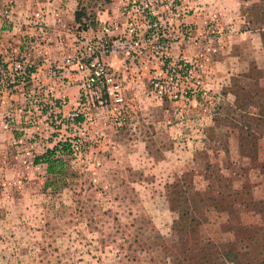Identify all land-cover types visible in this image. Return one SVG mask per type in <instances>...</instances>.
Wrapping results in <instances>:
<instances>
[{"label": "rangeland", "instance_id": "374dc122", "mask_svg": "<svg viewBox=\"0 0 264 264\" xmlns=\"http://www.w3.org/2000/svg\"><path fill=\"white\" fill-rule=\"evenodd\" d=\"M129 1L0 0V57L36 69L0 98V264L264 258V0H159L150 20ZM105 25L122 100L80 102L68 58ZM64 141L66 183L46 189L34 158Z\"/></svg>", "mask_w": 264, "mask_h": 264}, {"label": "built area", "instance_id": "2783aa9c", "mask_svg": "<svg viewBox=\"0 0 264 264\" xmlns=\"http://www.w3.org/2000/svg\"><path fill=\"white\" fill-rule=\"evenodd\" d=\"M158 2L159 0L129 1L131 6L130 13L133 10L141 11V15L144 18L149 16L148 19L150 20L151 16L155 14V5ZM155 24L154 22L152 25ZM110 30V25L103 26L102 36H97L94 41L93 39L86 41L76 55H70L68 58L69 61L72 60L74 62L77 78L81 82L79 84L80 102L88 100L90 92L94 89L96 92L106 89L108 95H115V97L120 94V85L113 77L107 75L103 60V55L114 53L120 49V42L114 41L110 43L108 41L107 35ZM56 73L59 74L60 72L54 71V76H57ZM35 76L36 69H34L30 61L8 63L4 56L0 57V98L4 97L6 93L11 94L20 84L33 80ZM62 83H64V80H62ZM116 100L121 101L122 97H117ZM77 115L79 113H74L73 117Z\"/></svg>", "mask_w": 264, "mask_h": 264}, {"label": "trees", "instance_id": "16d2710c", "mask_svg": "<svg viewBox=\"0 0 264 264\" xmlns=\"http://www.w3.org/2000/svg\"><path fill=\"white\" fill-rule=\"evenodd\" d=\"M76 20L82 24V15L79 11H76ZM84 28L88 29L90 24L83 25ZM106 92V89H104ZM106 92V96H107ZM73 120H75L76 123L81 124L84 120L83 115H77L73 117ZM76 153L75 148L73 147V144L69 141L59 142L56 146L53 148L46 149L42 154L36 155L34 158V164H45L47 166V181L45 182V188L46 189H52L53 191H56L60 188V186L63 184V182L66 183V175L68 173V166L69 161L71 158H73V155ZM177 185H173L172 187H176ZM173 198V197H172ZM172 200V209L178 210V208L181 206L179 205L175 198ZM179 213V220L178 223L175 224V228H177L178 231H182L183 229H186L185 220L188 219V216L190 215L189 210L187 207H182ZM181 226V227H180ZM262 229V228H260ZM185 245V244H184ZM230 245H234L233 243H229ZM186 246V245H185ZM214 246V245H213ZM246 250L243 249H234L227 247L224 250H220L218 252L219 258L216 260L214 259V253L211 248L209 247H203L201 249L202 255L198 258L197 264H220L218 262V259L221 260V264H264V258L263 260H259L258 256L260 255L257 253L252 259L248 258L247 255L249 254L247 249H250V244L245 247ZM186 253L190 254L192 251L190 249H186ZM199 255V254H195ZM193 256V254H192ZM196 256H193L192 259L195 260ZM189 261V259H185ZM178 262V261H177ZM176 264H184L183 260H179V262Z\"/></svg>", "mask_w": 264, "mask_h": 264}]
</instances>
